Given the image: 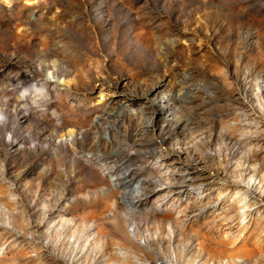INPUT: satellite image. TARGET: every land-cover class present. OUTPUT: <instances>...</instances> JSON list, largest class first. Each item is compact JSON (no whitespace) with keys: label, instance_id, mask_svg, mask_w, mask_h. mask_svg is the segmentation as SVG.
I'll return each instance as SVG.
<instances>
[{"label":"rangeland","instance_id":"1","mask_svg":"<svg viewBox=\"0 0 264 264\" xmlns=\"http://www.w3.org/2000/svg\"><path fill=\"white\" fill-rule=\"evenodd\" d=\"M0 264H264V0H0Z\"/></svg>","mask_w":264,"mask_h":264},{"label":"bare ground","instance_id":"2","mask_svg":"<svg viewBox=\"0 0 264 264\" xmlns=\"http://www.w3.org/2000/svg\"><path fill=\"white\" fill-rule=\"evenodd\" d=\"M84 88L86 89L87 86H85ZM88 97H90V95H89ZM102 117H103V118H101V120L104 119L105 121L110 120V119H116L115 114H114V113H110V112H104V113L102 114Z\"/></svg>","mask_w":264,"mask_h":264}]
</instances>
